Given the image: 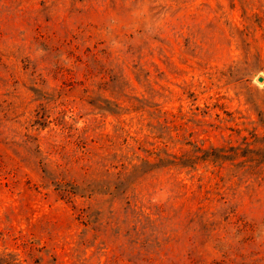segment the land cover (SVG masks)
Segmentation results:
<instances>
[{"label": "rangeland", "instance_id": "1", "mask_svg": "<svg viewBox=\"0 0 264 264\" xmlns=\"http://www.w3.org/2000/svg\"><path fill=\"white\" fill-rule=\"evenodd\" d=\"M259 76L264 0H0V255L264 264Z\"/></svg>", "mask_w": 264, "mask_h": 264}, {"label": "trees", "instance_id": "2", "mask_svg": "<svg viewBox=\"0 0 264 264\" xmlns=\"http://www.w3.org/2000/svg\"><path fill=\"white\" fill-rule=\"evenodd\" d=\"M165 127L169 128V125ZM171 138L173 139L172 136ZM169 141L168 138L163 147L149 149L150 155H154L156 160L154 162L145 160L143 164L151 168L162 167L181 170L184 167H195L198 162L203 160H209L214 163L215 167L221 169L227 160L234 157L233 146H213L211 149H205L197 143L191 142L193 148L180 153L170 150ZM143 164L140 166L141 169H143ZM214 173L218 174L216 171ZM0 264H23V260L18 257V254L8 253L6 256L0 255ZM35 264H41V259L36 258Z\"/></svg>", "mask_w": 264, "mask_h": 264}, {"label": "water", "instance_id": "3", "mask_svg": "<svg viewBox=\"0 0 264 264\" xmlns=\"http://www.w3.org/2000/svg\"><path fill=\"white\" fill-rule=\"evenodd\" d=\"M258 81L263 82L264 81V77L263 76H259L258 77Z\"/></svg>", "mask_w": 264, "mask_h": 264}]
</instances>
